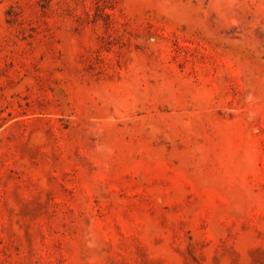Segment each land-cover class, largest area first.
<instances>
[{
    "label": "rangeland",
    "instance_id": "obj_1",
    "mask_svg": "<svg viewBox=\"0 0 264 264\" xmlns=\"http://www.w3.org/2000/svg\"><path fill=\"white\" fill-rule=\"evenodd\" d=\"M0 264H264V0H0Z\"/></svg>",
    "mask_w": 264,
    "mask_h": 264
}]
</instances>
